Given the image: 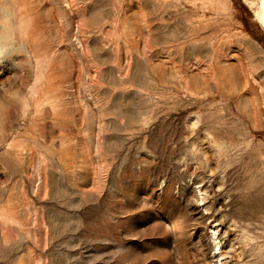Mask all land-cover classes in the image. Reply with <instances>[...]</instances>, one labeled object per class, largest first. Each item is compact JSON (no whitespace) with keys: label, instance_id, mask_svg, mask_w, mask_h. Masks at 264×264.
<instances>
[{"label":"rangeland","instance_id":"374dc122","mask_svg":"<svg viewBox=\"0 0 264 264\" xmlns=\"http://www.w3.org/2000/svg\"><path fill=\"white\" fill-rule=\"evenodd\" d=\"M0 264H264V0H0Z\"/></svg>","mask_w":264,"mask_h":264}]
</instances>
